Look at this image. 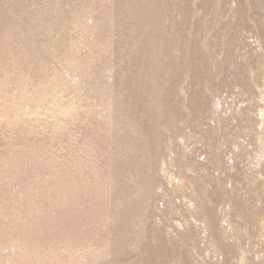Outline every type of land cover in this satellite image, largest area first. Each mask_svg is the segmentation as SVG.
<instances>
[{"label": "rangeland", "instance_id": "1", "mask_svg": "<svg viewBox=\"0 0 264 264\" xmlns=\"http://www.w3.org/2000/svg\"><path fill=\"white\" fill-rule=\"evenodd\" d=\"M0 264H264V0H0Z\"/></svg>", "mask_w": 264, "mask_h": 264}]
</instances>
